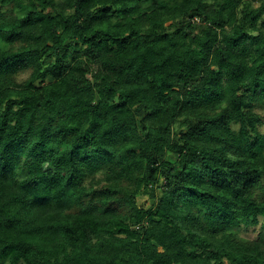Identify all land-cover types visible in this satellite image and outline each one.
I'll use <instances>...</instances> for the list:
<instances>
[{
  "label": "trees",
  "instance_id": "obj_1",
  "mask_svg": "<svg viewBox=\"0 0 264 264\" xmlns=\"http://www.w3.org/2000/svg\"><path fill=\"white\" fill-rule=\"evenodd\" d=\"M260 21L264 1L0 0V264H264Z\"/></svg>",
  "mask_w": 264,
  "mask_h": 264
},
{
  "label": "rangeland",
  "instance_id": "obj_2",
  "mask_svg": "<svg viewBox=\"0 0 264 264\" xmlns=\"http://www.w3.org/2000/svg\"><path fill=\"white\" fill-rule=\"evenodd\" d=\"M61 1V0H60ZM249 2V5L251 7H259L262 2L264 0H247ZM7 9L11 10L12 9V6H6ZM16 11H18V8H16ZM21 16H23V14H21ZM264 22L263 21H260L259 22V26H263ZM0 45L1 46H4L5 43L3 41L0 40ZM29 77V71L27 72H24L22 74L19 75L18 77V80L22 81L26 78ZM263 130H264V125L261 127ZM47 168H49V165H47ZM27 172H22V176L25 175ZM103 173H99L98 176H101ZM159 182H163L162 178L159 179ZM125 187L127 188H134L135 185L131 182H124L123 183ZM157 187V186H156ZM156 189V193L159 194L161 191H160V187L159 188H155ZM150 191H148V188H141L140 190H138V199H137V204L139 206H142V207H146L150 204L151 202V198H150ZM240 235L243 236V237H248V238H255L257 236V231L254 229V228H250V229H245L243 231L240 232Z\"/></svg>",
  "mask_w": 264,
  "mask_h": 264
}]
</instances>
